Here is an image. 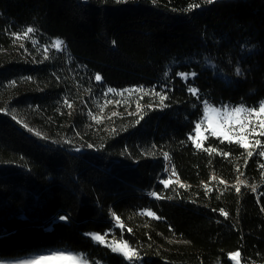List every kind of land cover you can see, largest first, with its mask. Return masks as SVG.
Instances as JSON below:
<instances>
[{"label": "trees", "instance_id": "obj_1", "mask_svg": "<svg viewBox=\"0 0 264 264\" xmlns=\"http://www.w3.org/2000/svg\"><path fill=\"white\" fill-rule=\"evenodd\" d=\"M263 100L264 0H0V259L264 264V135L193 140Z\"/></svg>", "mask_w": 264, "mask_h": 264}, {"label": "rangeland", "instance_id": "obj_2", "mask_svg": "<svg viewBox=\"0 0 264 264\" xmlns=\"http://www.w3.org/2000/svg\"><path fill=\"white\" fill-rule=\"evenodd\" d=\"M264 104V100L257 106L253 108H248L244 105L233 106L230 104H225L221 106H214L207 102V108L204 103V119L200 123L199 133H197V128L195 135L193 137L194 143L203 145V141L208 134L224 139V134L228 133L231 137L229 141L237 142L238 139H242L245 135L247 136L248 143L250 145L251 135L260 134L264 132L258 125L261 120H264V116L257 117L254 114H250L249 110L255 109L259 110L260 106ZM242 108L244 111L240 113H235L232 110ZM213 109L218 111H212ZM108 113H99V121L107 118ZM207 117V118H206ZM98 120V119H97ZM240 123L245 124L244 133L240 132ZM226 140V139H225ZM167 162V160H166ZM117 247V246H116ZM115 247V248H116ZM64 254L65 256L75 257L73 259H48L41 261L40 257L48 256L50 254ZM236 254V253H235ZM234 254L231 256L234 264H240L239 256L233 259ZM0 264H89L81 254L68 251H50L41 254H32L26 257L16 258V259H0Z\"/></svg>", "mask_w": 264, "mask_h": 264}, {"label": "snow or ice", "instance_id": "obj_3", "mask_svg": "<svg viewBox=\"0 0 264 264\" xmlns=\"http://www.w3.org/2000/svg\"><path fill=\"white\" fill-rule=\"evenodd\" d=\"M118 2H119V0H118ZM208 2H209V3H212L213 0H208ZM198 6H199V5H193V7H198ZM34 31H35L34 28L29 27V28L26 29L24 35L27 36L28 34L33 33ZM63 44H64V42H63L62 40L57 39V40H55V41L52 43L51 47H53V48H55V49H57V50H63ZM46 50H47V49H46ZM236 73H237V75H240V74H241V70H240L239 68H237V69H236ZM177 75L181 76V78H183V79H187L189 75H191V76H195L196 74H195V73H190V74H189V73H177ZM95 79H96L97 81H99V80H101V76H100L99 74H97V75L95 76ZM189 90H190L193 94H196V93L198 92V90H197V89H194V88H191V89H189ZM108 91H109V92H112L113 90H112V89H109ZM140 91H143V90L140 89ZM155 94L158 95V96L160 97V103L163 104V101H164L167 97H166V96H163V95H160L159 93H155ZM68 106L71 107L72 105L69 104ZM205 106H206V108H207V102H205ZM149 107H151V105H149ZM212 111H218V110L213 109ZM232 111L235 112V113H240V112L244 111V109H242V108H237V109H234V110H232ZM249 112H250V114H254V115L257 116V117L264 116V104H262V105L260 106V108H259L258 111L255 110V109H252V110H249ZM113 115H116V114L113 113ZM93 118L95 119V117H93ZM206 118H207V117H206ZM258 126H259L261 129H264V120H261ZM199 129H200V125L197 124V133H199ZM244 131H245V124H244V123H240V132H241V133H244ZM215 134H216V133L213 132V135H215ZM261 134L264 135V132H262ZM224 139H226V140H230L231 137L228 135V133H225V134H224ZM237 143L242 144V146H243L245 149H248L249 146H250L249 143H248V140H247V136H246V135H245L242 139H238V140H237ZM256 144L259 145V144H260V141H256ZM196 146H197L198 148H199V147H202V145L199 144V143H197ZM212 151H215V149H212ZM257 154H259V155H264V152H260V153H257ZM225 155H227V153H225ZM248 155L250 156V155H252V153L249 152ZM165 158H167V154H165ZM170 182H171V181L166 180V181H164V184H165V185H168ZM221 183H224V182L221 181ZM238 183H246V181H238ZM235 190H236L237 192H239L240 189H239V187H236ZM253 191H255V188H253ZM152 195H153V196H156L157 194H156V193H152ZM224 214L227 215V213H224ZM113 215L115 216V214H113ZM147 215H148V216H154V213L151 212V211H148V212H147ZM60 219H61V220H66L67 217L61 216ZM115 219H116V221L119 223V217H115ZM119 226H120L121 228H123V224H120ZM129 231H131V229H129ZM88 235H92V236H93V239H95V240L98 241V242H101V243L104 242V237L101 236V235H98V234H88ZM113 250H114V251H119V252H121V253H122V254H123V255H124L129 261H132L133 258L137 255V253L135 252V250H134V249H131V248L128 246L127 242H124L122 245H118V246H117L116 248H114ZM238 256H239V253L237 252L236 254H234L233 259H236ZM53 258H56V259H73V260H75V257H69V256H65L64 254H55V253L50 254V255H48V256H42V257H40V260H41V261H44V260L53 259Z\"/></svg>", "mask_w": 264, "mask_h": 264}, {"label": "built area", "instance_id": "obj_4", "mask_svg": "<svg viewBox=\"0 0 264 264\" xmlns=\"http://www.w3.org/2000/svg\"><path fill=\"white\" fill-rule=\"evenodd\" d=\"M165 173H167L169 176L175 178L174 169H173L172 163H171L169 158H167ZM160 182L162 183L163 180L161 179Z\"/></svg>", "mask_w": 264, "mask_h": 264}]
</instances>
